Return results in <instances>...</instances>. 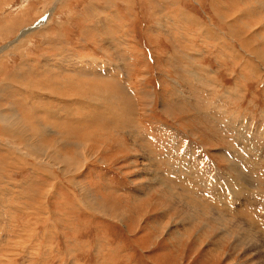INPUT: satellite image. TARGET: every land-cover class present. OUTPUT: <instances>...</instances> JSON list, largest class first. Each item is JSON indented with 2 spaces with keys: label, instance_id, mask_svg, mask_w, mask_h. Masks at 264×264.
Returning <instances> with one entry per match:
<instances>
[{
  "label": "rangeland",
  "instance_id": "obj_1",
  "mask_svg": "<svg viewBox=\"0 0 264 264\" xmlns=\"http://www.w3.org/2000/svg\"><path fill=\"white\" fill-rule=\"evenodd\" d=\"M263 4L0 0V264H256L240 242L264 245Z\"/></svg>",
  "mask_w": 264,
  "mask_h": 264
},
{
  "label": "bare ground",
  "instance_id": "obj_2",
  "mask_svg": "<svg viewBox=\"0 0 264 264\" xmlns=\"http://www.w3.org/2000/svg\"><path fill=\"white\" fill-rule=\"evenodd\" d=\"M211 2H212V0H210ZM215 3V2H214ZM211 5V4H210ZM264 5V4H263ZM212 8V7H211ZM213 9V8H212ZM219 11V10H218ZM214 12V11H213ZM219 14V13H218ZM218 14H217V18L219 19V16H218ZM224 22H228V20H225ZM11 27V26H10ZM240 27V26H239ZM239 27H237V28H233V26L230 28L229 27V31H231V33H232V35H235V34H243V36L244 35H248L249 34V31L247 30V29H241V28H239ZM257 27V26H256ZM211 28V27H210ZM26 31V30H25ZM209 30L207 29V32H208ZM213 32V31H212ZM26 34V33H25ZM24 33H22V35H21V37H23L24 35H25ZM18 35V34H17ZM27 35V34H26ZM255 35H257V34H255ZM242 36V37H243ZM244 39V38H243ZM16 40V39H15ZM18 40V39H17ZM251 40V39H250ZM253 40V39H252ZM21 41V40H20ZM251 42V41H250ZM246 43H248V42H246ZM248 46H250V45H248ZM251 46H253V45H251ZM3 47V46H2ZM259 49V48H258ZM6 50V49H5ZM2 51H4V50H0V52H2ZM256 54H258L259 55V58H261L262 59V62H264V55L262 54V52H260V50L259 51H257V50H255L254 51ZM248 64V63H247ZM50 72H53V70L51 69L50 70ZM52 77H53V75H51ZM54 78V77H53ZM74 78V77H73ZM76 78V77H75ZM54 79H57V78H54ZM84 80V79H83ZM80 84H82V85H78L79 87H80V89H81V91L80 90H78V91H74V90H70L68 87H67V85H63V87L66 89H69V91L68 92H61V90L60 89H58V87H56V83L55 82H50V83H48V86H50V87H52V88H54V89H56L57 90V94L56 95H58V96H61V97H64V98H72V95L73 96H75V97H78V98H80V97H88V96H96V94H98V93H100V92H102L103 90H105L104 88H100V87H97V86H94V85H92V84H90V83H85V82H79ZM99 95H102V94H99ZM117 96V95H116ZM119 96V95H118ZM107 99H108V97H107ZM106 98H104V97H97V100L98 101H96V103H98L99 105H108L109 103H108V100H107ZM5 124H6V127L8 128V129H10L11 131H14V132H25V135H26V137H27V139H28V141H29V143H35V145H36V148L37 149H42V147H43V143H42V139L44 138V136L46 135V133H49L48 132V130H46V129H43L42 127H40V126H36V125H31V126H26V125H24L23 124V121H22V119L20 118V117H18V116H14L13 118H7V117H5V118H3V120H2ZM243 140V139H242ZM255 144V143H254ZM257 151H259V150H257ZM258 153V152H257ZM260 153V152H259ZM150 171H152V169L150 170ZM155 173V172H154ZM151 174H152V172H151ZM161 176V175H160ZM237 178V177H236ZM153 179H155V180H157L156 178H153ZM158 181H160V180H157V182ZM157 184V183H156ZM162 183H160V185H161ZM169 187V186H168ZM169 190H171V188H169ZM247 192V191H246ZM244 193V192H243ZM179 194V193H178ZM176 195V194H175ZM182 195V194H181ZM185 195V201H186V204L188 203V201L189 202H196L197 203V205H200V206H203L204 204L202 203V202H199V201H197V200H193V199H191L190 198V196H188L187 194H184ZM183 195V196H184ZM226 195V194H225ZM241 195V194H240ZM182 196V197H183ZM243 197V196H242ZM248 200V199H247ZM152 203V202H151ZM141 206V205H140ZM139 206V204H138V206H137V208H136V210H134L135 211V213H136V215H138V216H140L141 215V213H140V207ZM140 207V208H139ZM207 207H210L209 205H205V208H207ZM146 209V208H145ZM144 210V209H143ZM108 212V214L109 215H111L112 217H113V220L114 221H117L118 223L120 222H122L123 223V221H124V219H122L120 216H119V214H115V215H112L111 214V212L110 211H107ZM149 212V209H146L145 211H144V214L146 215L147 213ZM237 212V211H236ZM127 214V213H126ZM240 229H245V225L243 224V223H241L240 225ZM253 229V228H252ZM159 229H155V234H160L161 233V231H158ZM255 231H256V229H254ZM258 231V230H257ZM162 234V233H161ZM177 234H178V232H177ZM261 234V233H260ZM257 235V234H256ZM191 239H193L196 243H198V245L200 246L202 243H204L205 242V239L204 240H196L193 236H191V235H189L187 238H184L183 240L184 241H191ZM262 239V238H261ZM182 240V241H183ZM264 240V239H263ZM262 240V241H263ZM235 241V240H234ZM236 241H238V239L236 238ZM247 243V247H248V250L246 251V254H254V256H255V260L256 261H258V262H262L263 264H264V245H254V243H253V240H251V241H249V242H246V241H243V242H240V245L241 244H246ZM183 244V243H182ZM209 253H212V252H209ZM213 254V255H212ZM211 255L212 256H215V255H218V257H213V261L214 260H222V259H220V254H219V250H215L213 253H212ZM211 255H209V256H211ZM222 255H224V254H222ZM230 261V260H229ZM205 262V261H204ZM216 262V261H215ZM231 262V261H230ZM257 262V263H258ZM232 263H234V262H232ZM231 263V264H232ZM256 263V264H257ZM259 264V263H258Z\"/></svg>",
  "mask_w": 264,
  "mask_h": 264
},
{
  "label": "crops",
  "instance_id": "obj_3",
  "mask_svg": "<svg viewBox=\"0 0 264 264\" xmlns=\"http://www.w3.org/2000/svg\"><path fill=\"white\" fill-rule=\"evenodd\" d=\"M173 35H174V34H173ZM174 36H175V35H174ZM175 37H176V36H175ZM216 86H217V85H216ZM221 88H222L221 86H217V90H218V89H221ZM218 95H219V94H217L216 96L218 97ZM221 96H222V95H220V97H221ZM218 98H219V97H218Z\"/></svg>",
  "mask_w": 264,
  "mask_h": 264
}]
</instances>
